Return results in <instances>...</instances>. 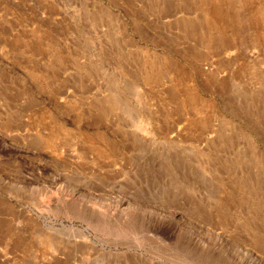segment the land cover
Returning <instances> with one entry per match:
<instances>
[{"label":"rangeland","instance_id":"374dc122","mask_svg":"<svg viewBox=\"0 0 264 264\" xmlns=\"http://www.w3.org/2000/svg\"><path fill=\"white\" fill-rule=\"evenodd\" d=\"M0 264H264V0H0Z\"/></svg>","mask_w":264,"mask_h":264},{"label":"bare ground","instance_id":"6f19581e","mask_svg":"<svg viewBox=\"0 0 264 264\" xmlns=\"http://www.w3.org/2000/svg\"><path fill=\"white\" fill-rule=\"evenodd\" d=\"M159 4H160V3H159ZM127 39H128V38H127ZM127 39H126V40H127ZM128 40H129V39H128ZM128 40H127V41H128ZM129 41H130V40H129ZM128 44H131V43H128ZM128 44H127V45H128ZM135 51H136V50H135ZM138 51H139V50H138ZM141 51H143V50L141 49ZM136 53H137V51H136ZM141 53H142V52H141ZM145 53H146V52H145ZM145 53L143 52L142 54H145ZM139 54H140V52H139ZM137 55H138V53H137ZM143 56H144V55H143ZM150 56H152V55H150ZM150 56H149V52H148L147 55H145V58H146L147 61H148V62L146 63V65L148 64V69H147V68H146V69L149 71V72H148L149 74H148L146 71H143V73L145 72L143 75H146V73H147V74L149 75L148 78H149V77H152V78H153V81H157V80H159V79L161 80L162 78H164L163 75H162V74L160 75L159 71H158V72H155L156 67L159 68V65H158L157 63L154 64V62L152 63V60H151V57H150ZM141 57H142V56H141ZM154 57H155V56H154ZM154 57H153V58H154ZM145 58H144V59H145ZM153 58H152V59H153ZM155 58H156V57H155ZM156 59H157V58H156ZM158 59H159V60L156 61V62L160 63V65H165V66H169V65L171 66V65H172V63H169L168 61H166V60H164V59H162V60H161L160 58H158ZM154 60H155V59H154ZM144 61H145V60H143V62H144ZM172 66H173V65H172ZM173 67H174V66H173ZM138 69H139V68H138ZM140 69H141V68H140ZM140 69H139V70H140ZM142 70H143V69H142ZM142 70H141V71H142ZM144 70H145V69H144ZM140 73H141V72H140ZM177 74H178V72H177ZM140 76H141V75H140ZM165 76H166V75H165ZM171 77H172V76H171ZM174 77H175V78H178V76H175V75L173 76V78H174ZM143 78H144V77H143ZM145 78H146V76H145ZM152 78H150V79H152ZM176 80H177V79H176ZM176 82H177V81H176ZM184 88H185V87H184ZM190 88H191V87H190ZM180 89H182L181 86H180ZM183 90H184V89H183ZM188 90H189V89H188ZM190 90H192V89H190ZM167 92H168V97H169L168 100L171 101V100H173V98H174L173 103H176L175 98L178 97V96L173 97V98L171 99V97L174 96L173 91H172V90H168ZM185 92H186V90H185ZM188 92H189V91H188ZM189 94H190V95H189ZM189 94L187 93V95H189V97H188L187 95H184V96H186V99L188 98V100H190V102L188 101V102L190 103V108H191L192 110H193L194 108H195V110H196V108H198V107L201 108V106H202V105H201V104H202V101H199L198 103H200V102H201V103L198 104V105H199L198 107H195V105H196V103H197L196 101H195L196 103L194 102V97H195V96H193V93H192V92H190ZM175 95H176V94H175ZM184 96H182V97H184ZM196 98H197V97H196ZM178 99H180V98H178ZM182 99H183V98H182ZM197 99H198V98H197ZM197 99H196V100H197ZM176 100H177V98H176ZM200 100H201V99H200ZM178 101H179V103H178V105H179L180 102L183 101V100L180 99V100H178ZM184 101H185V99H184ZM192 101H193V102H192ZM194 103H195V104H194ZM203 103H204V101H203ZM205 103H206V102H205ZM200 105H201V106H200ZM180 106H181V105H180ZM180 106H179V107H180ZM203 106H204V105H203ZM174 107H175V106H174ZM179 107L177 106V108H179ZM200 108H199V109H200ZM203 108H204V107H203ZM129 109H130V108H129ZM201 109H202V108H201ZM201 109H200V110H201ZM130 110H131V109H130ZM202 110L206 113V111H205L204 109H202ZM190 111H191V110H190ZM193 111H194V110H193ZM196 111H198V109H197ZM203 111H200V114H201V112H203ZM123 112H124V111H123ZM126 113H127V112H126ZM132 113H133V111H132ZM203 114H204V113H203ZM132 115L134 116V114H132ZM132 115H131V116H132ZM204 115H205V114H204ZM129 116H130V115H129ZM202 116H203V115H202ZM203 117H204V116H203ZM205 117H206V116H205ZM201 119H202V118H201ZM205 120H206V119H205ZM203 121H204V120H203ZM203 121H202V122L200 121V122L203 123ZM206 122H207V121H205L204 123H206ZM199 124H200V123H199ZM226 124H227V123H226ZM200 125H201V124H200ZM203 125H204V124H203ZM98 203H99V202H98ZM98 203H95V204L98 205ZM99 205H100V204H99ZM163 205H165V204H163ZM163 205H161V206H162V207H161L162 210H163V211H164V210H167V209L165 208L166 205H165V206H163ZM166 207H167V206H166ZM246 253H247V252H246Z\"/></svg>","mask_w":264,"mask_h":264}]
</instances>
